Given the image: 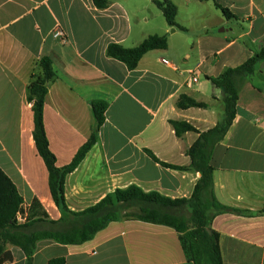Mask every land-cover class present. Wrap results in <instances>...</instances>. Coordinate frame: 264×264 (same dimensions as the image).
Wrapping results in <instances>:
<instances>
[{
    "label": "crops",
    "instance_id": "0c3cea01",
    "mask_svg": "<svg viewBox=\"0 0 264 264\" xmlns=\"http://www.w3.org/2000/svg\"><path fill=\"white\" fill-rule=\"evenodd\" d=\"M171 1L185 30L170 27L155 0H110L103 10L94 0H0V168L26 207L38 200L52 220L62 216L34 142L27 100L44 55L56 73L44 123L58 167L69 165L90 140L96 125L92 103L108 104L96 144L67 176L69 209L83 211L132 185L173 200L192 196L201 174L190 168L187 151L199 134L179 137L171 121L202 133L223 121V92L208 78L240 66L264 47V0ZM216 4L235 18H226ZM58 29L67 42L54 38ZM152 35L167 36L168 48L147 53L135 70L107 55L110 44L133 48ZM182 95L207 107L180 109ZM211 164L216 199L253 213L213 219L224 264H264V63L243 83L236 118L215 146ZM8 249L14 255L10 264H26L20 248ZM55 258L66 264H194L175 229L136 219L112 222L81 245L40 241L33 264Z\"/></svg>",
    "mask_w": 264,
    "mask_h": 264
},
{
    "label": "trees",
    "instance_id": "16d2710c",
    "mask_svg": "<svg viewBox=\"0 0 264 264\" xmlns=\"http://www.w3.org/2000/svg\"><path fill=\"white\" fill-rule=\"evenodd\" d=\"M94 4L103 10L109 6L110 0H94ZM155 4L162 10L170 27L185 30L176 22L178 9L171 0H155ZM216 6L226 18H235L229 9L218 4ZM167 48V36L152 35L133 48L110 44L107 55L123 62L129 70H135L147 53ZM261 63H264V47L240 66L227 68L220 76L208 78L214 86L222 90L225 104V118L213 129L202 133L189 123L171 121L179 137L186 132L199 134L197 141L187 151L192 159L190 168L201 174L190 198L173 200L158 192H145L132 185L117 189L96 205L75 212L69 209L66 203V179L80 166L96 144L99 130L106 120L108 104L104 101L92 103L96 125L90 140L78 151L69 165L58 167L56 156L49 147L44 123L46 97L56 73L50 57L44 55L38 62L41 72L33 76L29 85L27 100L32 105L34 142L48 170L50 192L62 216L59 220H52L38 200H34L26 207L15 184L0 168V264H10L14 261V255L8 249V245L20 248L26 255V264H33L40 241L51 240L63 245H81L92 240L110 223L126 219L141 220L175 229L180 235L187 259L194 264H224L220 236L212 229L213 219L220 214L252 216L253 213L225 206L216 199L214 167L211 164L212 152L226 137L236 118L243 83L256 74ZM177 105L180 109L207 107L205 103L197 102L186 95L180 97ZM148 153L154 161L160 162L150 151ZM161 164L174 167L166 163ZM188 210L190 216L187 218L185 213ZM19 215L25 217V222H19ZM48 264H66V260L55 258Z\"/></svg>",
    "mask_w": 264,
    "mask_h": 264
},
{
    "label": "built area",
    "instance_id": "2783aa9c",
    "mask_svg": "<svg viewBox=\"0 0 264 264\" xmlns=\"http://www.w3.org/2000/svg\"><path fill=\"white\" fill-rule=\"evenodd\" d=\"M53 36H54L55 39H58V40L62 41L63 43L67 42V37H66L65 33L61 29L56 30L54 32ZM194 81H197V79L194 78ZM18 220H19L20 223H23V222H25V217L19 215L18 216Z\"/></svg>",
    "mask_w": 264,
    "mask_h": 264
},
{
    "label": "rangeland",
    "instance_id": "374dc122",
    "mask_svg": "<svg viewBox=\"0 0 264 264\" xmlns=\"http://www.w3.org/2000/svg\"><path fill=\"white\" fill-rule=\"evenodd\" d=\"M209 17H210V15H209ZM207 18H208V17H207ZM210 18H214V20L217 19V17H210ZM254 81H258V79L255 77V78H254ZM185 216H186L187 218L190 216V210H188V211L185 213Z\"/></svg>",
    "mask_w": 264,
    "mask_h": 264
},
{
    "label": "water",
    "instance_id": "95a60500",
    "mask_svg": "<svg viewBox=\"0 0 264 264\" xmlns=\"http://www.w3.org/2000/svg\"><path fill=\"white\" fill-rule=\"evenodd\" d=\"M173 32H175V29H173Z\"/></svg>",
    "mask_w": 264,
    "mask_h": 264
}]
</instances>
